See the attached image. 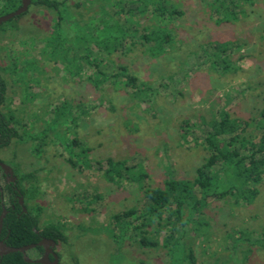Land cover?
<instances>
[{
    "label": "rangeland",
    "instance_id": "obj_1",
    "mask_svg": "<svg viewBox=\"0 0 264 264\" xmlns=\"http://www.w3.org/2000/svg\"><path fill=\"white\" fill-rule=\"evenodd\" d=\"M69 1L80 3L89 15L98 13L104 3ZM129 1L127 5H136ZM171 1L183 13L167 21L174 39L164 52L152 55L139 37L143 25L155 22L151 7L146 15L135 10L132 16L139 22L135 45L128 50L124 44L104 58L106 71L113 64H127L150 84L155 91L145 98L134 95L130 86L109 81L95 87L87 80L92 71L87 65L81 79L73 78L63 61L50 58L43 51V39L52 31L55 14L44 6L32 5L18 18L19 27L7 35L12 59H34L38 70H27L26 89L18 72L11 76V109L24 138H13L1 153L13 168L38 169L41 217L46 224L65 225L67 241L58 247L63 264H75L74 259L79 264H178L185 247L193 249V264H264V245L253 243L264 230V180L259 195L249 203L233 205L210 198L203 210L209 222L205 232L196 235L192 222L179 244L164 245L172 230L152 221L148 235L159 244L143 247L131 228L122 230L112 221L114 213L144 207L142 185L161 186L170 174L194 176L207 151L193 138L211 129L221 108L244 119H259L264 110V0L241 3L238 18L219 23L209 0ZM224 41H230L225 56L232 66L225 72L212 65L214 45ZM26 64L20 61L18 69ZM63 103L67 106L58 113L66 121L56 130L50 119ZM184 120L194 124L188 140L181 135ZM48 122L53 127L38 153L34 147L40 141L27 135H38ZM74 136L89 147L86 164L72 166L67 160L64 142ZM108 158L125 159L132 176L109 180L102 167ZM142 169L141 181L137 177ZM240 232L249 240L235 244Z\"/></svg>",
    "mask_w": 264,
    "mask_h": 264
},
{
    "label": "trees",
    "instance_id": "obj_2",
    "mask_svg": "<svg viewBox=\"0 0 264 264\" xmlns=\"http://www.w3.org/2000/svg\"><path fill=\"white\" fill-rule=\"evenodd\" d=\"M128 1L104 0V3L99 5L100 11L89 15L80 9V3L77 1L72 4L69 0H33L34 5L44 6L55 14L52 31L43 39V51L56 62L63 61L65 69L73 78L81 79L82 71L87 65L92 68L87 80L95 87L109 81L132 87V93L140 98L148 97L151 92L155 91L150 84L140 80L130 71L127 64H113L112 69L106 71L103 68L104 58L116 52L124 44L128 50L135 45L139 22H133L132 16L135 15V10L141 15H146L151 7L155 22L151 26L143 25V31L139 37L152 55L161 54L174 39V33L171 28L167 27V21L180 16L183 10L174 6L171 0L129 1L136 3L134 7L127 5ZM255 1L209 0L208 4L211 14L219 23L230 22L238 18L239 5L243 2L253 4ZM11 4L14 10L20 4V0H12ZM28 11L29 9L8 21L13 24V29L19 27L16 24L18 18ZM128 39L133 40L128 41ZM229 44L230 41L216 42L215 50L212 51V55L216 57L212 63L213 67L217 65L224 72L232 67L230 60L225 56ZM20 61L27 63L26 67H21L22 70L18 69ZM27 70H38L34 59L17 56L12 60V74L18 72L25 80ZM24 83L26 89L27 81L25 80ZM4 101L5 95L1 88L0 103ZM65 106L67 104L63 103L55 107V115L50 119L55 126L53 129L58 130L57 126L66 121H61L63 118H60L62 116L58 113V109ZM9 123H12V127L8 126ZM49 123L38 135H27L40 141L34 147L38 153L53 127L52 124L48 126ZM17 125H19V119L13 111L10 113L0 111V141H2L0 146L9 143L5 140L7 134L12 138H24L18 133ZM210 125L211 129L206 131L201 138H193L202 144L207 154L196 166L192 178H175L170 174L161 186L142 185L144 207L141 210L130 207L112 215L115 225L122 230L127 228L133 230L141 246L154 247L159 244L157 239L148 235L150 232L148 227L151 226L152 221H156L162 227L171 228L172 232L166 236L164 245L179 244L181 238L189 231L187 226L192 222L194 225L192 230L196 235L208 227L209 222L203 218V210L210 198L238 205L249 203L259 195V186L264 180V110L259 119H244L232 116L225 108H221L218 118L212 119ZM193 130L194 124L189 120H184L181 124L182 137L188 140L187 137L192 134ZM64 146L69 149L67 160L72 166L78 162L83 164L88 162L86 156L89 147L80 144L76 136L67 139ZM102 167L103 174L111 181L132 176V166L127 165L125 159L108 158ZM14 170L18 175V186L30 202L29 208L34 213L31 217L26 216L28 228L24 226L23 221L12 225L13 232L16 234L13 244L21 245L35 241L33 236L36 233L31 227L37 225L36 222L39 220L44 205L40 202L42 189L38 169L22 171L15 166ZM138 175L137 179L142 181L145 176L143 169ZM43 232L57 241H67L65 225L62 223L49 222L45 225ZM240 233L241 235L235 238V244L242 240H249L242 232ZM253 243L264 245V230ZM250 250H247L244 259L247 258ZM179 259L178 264H193L195 261L193 249L185 247ZM74 260L75 264H79L78 260ZM2 262L3 264H37L26 262L19 252L7 254ZM236 264H246V262L241 261Z\"/></svg>",
    "mask_w": 264,
    "mask_h": 264
},
{
    "label": "flooded vegetation",
    "instance_id": "obj_3",
    "mask_svg": "<svg viewBox=\"0 0 264 264\" xmlns=\"http://www.w3.org/2000/svg\"><path fill=\"white\" fill-rule=\"evenodd\" d=\"M11 3L12 0H0V16L13 11ZM20 5L21 0L16 8ZM32 5H34L33 0H31L28 9ZM10 19L11 18L0 23V89H3L5 95V101L0 103V111L6 113L12 111L11 76L13 59L11 57L12 50L7 36L13 31V24L8 22ZM3 67H5V69H3ZM8 126L12 127V123H9ZM5 140L9 141V143L0 146V161L9 165L7 156L2 154L1 151L3 149L7 150L8 146L13 142V138L7 134ZM1 142L2 141H0V143ZM11 167L13 168L12 165ZM29 207L30 202L25 198L18 186V175L15 173L14 168L11 173L0 166V264H3V257L11 252H19L22 258L28 263L47 264L46 262H54L57 260L59 264H63L58 248L61 241H57L43 232L46 223H44V219L41 217L42 215H40L39 220L36 222L37 225L35 224L31 227L36 233V235L33 236L35 241L21 245L13 244L16 234L13 232L12 225L23 221L25 224L24 226L28 228V223H26L28 219H26V216L31 217L34 215ZM2 244L10 247H21L26 245L28 247L24 251L5 252V248Z\"/></svg>",
    "mask_w": 264,
    "mask_h": 264
},
{
    "label": "water",
    "instance_id": "obj_4",
    "mask_svg": "<svg viewBox=\"0 0 264 264\" xmlns=\"http://www.w3.org/2000/svg\"><path fill=\"white\" fill-rule=\"evenodd\" d=\"M31 0H21V5L16 8L15 10L3 15V16H0V23L2 21H5L9 18H12L14 16H17L23 12H25L28 7H29V4H30ZM0 166H2L3 168H5L6 171H9V172H13V168L10 166V165H7L3 162L0 161ZM3 247L5 248V252H11V251H24L28 246H21V247H10V246H7L5 244H2ZM47 264H59L57 260H55L54 262H46Z\"/></svg>",
    "mask_w": 264,
    "mask_h": 264
}]
</instances>
